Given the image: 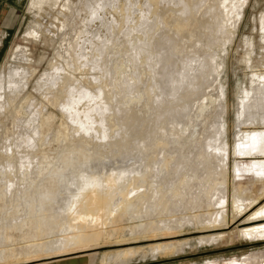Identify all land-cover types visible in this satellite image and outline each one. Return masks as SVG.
Returning <instances> with one entry per match:
<instances>
[{
  "label": "bare ground",
  "instance_id": "1",
  "mask_svg": "<svg viewBox=\"0 0 264 264\" xmlns=\"http://www.w3.org/2000/svg\"><path fill=\"white\" fill-rule=\"evenodd\" d=\"M82 1L86 2L84 7L88 14V22H83V26L76 25L79 6L74 0H29L27 10L49 14L45 11L48 6L51 11L56 12L54 19L59 20L61 24L43 25L35 21L32 26L51 35L62 36L55 53L60 61H55L50 72L44 75L45 78L43 76L44 79L38 82L35 89L51 105L56 106L65 118L61 124L67 130L70 140L67 146L71 150L72 159L78 158V153L74 150L77 143L82 145L92 140L96 141L98 147L96 150L88 149L87 155L89 152H103L104 156L113 153L117 151L118 141L131 135L139 137L136 149L132 150V154L123 155V165L120 167L113 165L110 155L105 156V159L91 161L92 165L79 172L81 175L74 177L69 184L62 185L63 195L55 191L52 196L50 193H44L47 165L45 156H41L43 151L40 148L47 140L44 141L43 137L39 136L52 129L56 116L48 114L37 100L26 98V94L18 96L24 93L22 90L28 86L30 75L25 67L10 64L11 67L6 73H0V124L3 125L2 128L5 125L8 130H3L8 133V138L3 142L6 143L5 147L3 146L6 149L3 161L5 163L0 165V240H4L8 230L22 231L23 239L35 240L58 229L67 231V234L57 240L56 247H62L65 242L92 247L103 237L104 227L115 225L118 219L131 211L150 216L145 228L151 232L135 238H151L148 249L152 254L173 253L179 246L188 245L190 241L189 238L182 237L184 226L189 220L184 216L173 217V212L177 214L187 209L195 210L203 203L211 208H219V212L215 210L208 213L205 219L201 218V226L195 227V233L198 235L196 239L200 243L208 242L217 232L228 229L231 225L241 230V238L247 237L252 241L264 238V200L261 201L264 198V178L254 181L260 184L255 196L232 193V215L228 221L225 218L228 210L221 211L226 208L225 204L228 202V182L225 178L216 176L217 170H213L217 162L225 165L230 154L227 142L229 106L223 89L226 79L221 87L217 84L226 68L221 51L224 52L226 46L232 44L247 0H147L149 11L155 14L156 19L142 23L140 21L124 30L125 36H118L120 24L114 22L112 17L110 27L116 30V37L111 41L96 40L94 37L89 39V25L98 20L99 11L107 6L118 9L129 21L128 9L134 1L128 0L118 4H114L113 0ZM235 3H239L238 8ZM168 13L171 17L166 20ZM227 20L229 27L225 26ZM195 21H199L198 28L201 33L200 38L193 44L197 43L200 50L204 47V52L199 54L198 46L184 42L186 38L181 36L185 38L184 41L182 38L171 39L173 43L171 45L170 42L169 46H172L173 54H168L167 59L165 56L167 61L163 59L165 53L162 58V70L171 77L170 83L177 79L176 76H189L190 80L185 83L183 92L174 95L181 105L169 111V121L163 120L164 114L159 115L161 118L155 117L156 120L148 117L133 121L130 116L133 108L130 105L137 107L142 101L146 105L151 92L160 89L157 82L149 86L146 82L150 79H144L145 76L151 78L159 73L153 68V64L159 62V59L155 62V58H151L149 53L154 45L158 46L160 42L154 45L151 41L142 42L139 40V34L152 36V31H156V37L161 35L163 39L161 33L173 30L175 33L192 37L196 36V32H189L188 28ZM261 29L264 32V20ZM69 34L74 37L67 38ZM28 35L36 36L31 30ZM81 36L87 38L82 41ZM156 40L158 41L157 38ZM166 41L168 43L169 40ZM215 47H220L221 51H215ZM113 49L119 51L118 55H113ZM79 51L83 52L79 54ZM98 52L107 54V57H97ZM26 53L19 47L13 58L15 61L25 62L28 60ZM121 56L123 60H119ZM190 62H194V68L187 71L184 66H180ZM241 62L248 69L251 87L250 91L244 89L243 93L248 95L243 98L238 96L237 104L234 105L239 133L233 153L240 156L247 153L256 154L257 157H250L248 165L236 161L235 166L236 171L254 172L264 177V81L260 79L264 77V67L259 70L255 68L261 62H253L249 52H246ZM108 63L111 64L110 67L107 66ZM159 68L161 69V66ZM94 69L100 71V75L95 73L93 76L95 88H89L76 80V71L86 72ZM116 72H121L124 81L116 84L115 80L111 79L107 84L106 79ZM91 80L87 81L92 84ZM240 89L239 84L237 90ZM120 93L124 99L130 96L129 99L124 101L122 98H116ZM99 94L100 100L97 99ZM210 94L214 99L207 97ZM17 96L21 98L18 99ZM113 98H116L115 102L110 103ZM11 107L14 113L11 119L8 118L9 127L6 125L5 113H11ZM205 107L213 110L207 112ZM189 109L188 117L181 116ZM128 121L133 125L138 123L139 127L130 128L126 125ZM118 127L123 130L126 128L124 138L120 136ZM61 166V162L56 164L57 168ZM46 199L51 200L49 208H45L43 204ZM53 206L55 211H51ZM166 213L167 215H163ZM155 218L159 219L158 223ZM195 224L197 225L193 223ZM27 226L34 228L36 232H24V227ZM213 231L217 232L212 233ZM207 232L211 234H205ZM35 247L41 250L47 245L44 242L35 244ZM135 251L136 249L132 248H122L117 255H132ZM3 255L0 253V258H4ZM243 264H256V261L249 258Z\"/></svg>",
  "mask_w": 264,
  "mask_h": 264
},
{
  "label": "rangeland",
  "instance_id": "2",
  "mask_svg": "<svg viewBox=\"0 0 264 264\" xmlns=\"http://www.w3.org/2000/svg\"><path fill=\"white\" fill-rule=\"evenodd\" d=\"M81 1L82 0H74V3H78L79 6V13L77 16L78 20L76 22V25L83 26V22H86V24L88 22L86 21V18H88V14L86 13V7H84L86 6V2L82 1V3ZM127 1L128 0H113V3L118 4V2L122 3ZM133 1L134 4L128 9V11L130 12L129 16L132 18L131 20V18L129 17V21H127L123 17V14L121 15V13L118 12V9L114 10L112 6H107L106 8H104V10H102L103 8L101 10L99 9L100 11L98 20L92 22L88 27V30H90L91 33L89 34V39L94 37V39H107L108 41H111L114 37H116V33H114L116 32V30H112L110 27V24H112V17L114 19V22L120 24V27L118 29V36H125L124 30L137 25L140 21L142 23V21L145 20L154 21L156 19L155 14L149 11L150 5H148L147 0ZM28 4L29 0H13L11 10H5L4 8L0 9V73L2 71L6 73L11 67L10 64L25 67L29 72L30 82L24 89V91L22 90V92L24 93H20L18 94V96H23L24 94H26V98L30 100H37L46 109V112L48 114H53L56 116L54 125L52 129L49 130L50 133L49 131H46L44 134H42V136L41 134L39 136L43 137L44 141L47 140L44 146L40 148V150L43 151L41 153V156H45L44 161L47 165V169L45 170L47 179L44 181L45 184L43 187V191L46 194L50 193L51 196L53 191L59 193V195H63L62 185L69 184L74 177L81 175L80 173L86 170L88 165H92L91 161L105 159V156L110 155L115 167L122 166L123 155L125 153H131L132 150L136 149V141L139 137L137 135H131L130 137L126 136L124 140L118 141L117 151L109 153L105 156L103 152H89L88 155L86 154L88 152V149L96 150V148L98 147L97 144H95L96 141L92 139H90L92 141L87 144L84 143L82 145H78L77 143L74 147V150L77 151L78 158L76 160L71 158V150L67 146L70 140L67 136V130L65 129L64 125L61 124L65 120V118L62 116V113L56 106L51 105V103L42 95H40L37 89H35L37 88L38 82L42 81L45 78L44 75L47 72H50L52 66L55 64V61H60L56 58L55 53L59 47V44L61 43L62 36L60 34L51 35L45 32V30L43 29L32 26V23L38 21L43 25L55 24L57 26H61V24L59 20H57L59 21L57 22L54 19L56 16L54 14L55 11H51L48 6L45 7V11H48L49 14L43 11L27 10ZM235 7L238 8L239 3H235ZM242 12L243 16L239 23L238 30L234 40L232 41V44H230L229 46L227 45L224 52L221 51L220 47H215V51H221L222 59L226 63V68L224 72L221 73L220 78L218 79L219 82L217 84H220L219 87H221V85H223V80L226 79V84L223 89L227 96V103L229 106V111L227 112V142L230 154L225 165L221 162H217L215 166H213V170H217L216 176L225 178L228 182V202L225 204L226 208L221 209V211L228 210L225 214V218H227L228 221L231 220L232 215V193H242L246 196L254 194L255 196V192L258 188H260V184L255 183L254 181L264 178L261 177V175H256L254 172L247 173L236 171V161H242L243 164L248 165L250 157H257L256 154L249 155L247 153L240 156L234 155L233 153L234 146L236 145L237 134L239 133L236 127V114L234 111V105L237 104L238 96L242 98L244 97V89L250 91L251 87V79L249 73L247 72L248 69L245 67L244 63L241 62V59L246 54V52H249L251 60L253 62H261V64H258L260 67L258 66L255 68L259 70L264 67V32L261 29L262 21L264 20V0H247ZM7 15L9 16V18L8 22L6 23L3 19H5L4 17H7ZM170 17L171 14L168 13V15L165 16V19L169 20ZM145 23H147V21ZM225 26L229 27L228 20L227 22H225ZM198 27L199 21H195L194 24L188 28L189 32H196V36L191 37L187 35L189 39L187 38L186 34L181 35L179 33H175L173 30H166L167 32L164 33L165 35L161 33L164 40L162 39L161 35L156 37V31H152V36L144 33L139 34V40L142 42L151 41L153 45L154 43L159 44L160 42L159 45H162L161 47H159V45L156 46L157 44L154 45V47L152 46L153 48L149 53V55L152 56L151 58H155V62L159 59V62L153 64L154 70L159 73L152 75L153 77L151 76V78L150 76L148 78H146L147 76H145L144 78L146 81L150 79V81L148 80L146 84L149 83V86H152L154 85V83H158L160 89L158 88V90L156 89L151 92L146 105L143 104V101L141 102V104L139 103L137 107H132L134 104L130 105V107L133 108L130 111V116H132L131 119L133 121L139 118L145 119L148 117L155 119V117L159 115L162 116L163 114V120L169 121V119L171 118L169 111L172 108H176L177 106L181 105V102L175 99L174 95L178 94L179 92H183L184 86L190 80L189 76H187L186 78L176 76L177 79L170 83L171 77L167 74V72H163L162 66H164L163 62L165 60V56L167 59L168 54H173V51L171 49L172 46H169L170 42L171 45L173 43V40L171 39L181 40L182 38L183 40L186 38V41L183 40L184 42L193 44L197 41L196 39L200 38L199 33H201V29ZM29 30L33 31L36 36H29ZM171 34L172 36L174 34L175 35L172 37ZM165 36H167L168 39H166L167 37ZM181 36H184L185 38ZM70 37L74 36L69 34L67 38ZM84 38L86 39L87 36H81L82 41L85 40ZM156 38L158 39V41L156 40ZM193 38L195 39V41ZM129 39H131V37H129ZM166 40H169L168 43ZM195 45L198 46L197 48H199L200 50L199 45H197V43H195ZM19 47L23 48L25 50V53L27 52L26 55L28 57V60L25 62L17 60L15 61V59L13 58L15 51ZM87 47L90 50L89 44L87 45ZM201 50L199 54H202L204 52V47H201ZM83 51H79V54H81ZM117 52L119 53L117 49L112 50L113 55H118ZM164 53L166 55H164ZM225 53L226 55H224ZM97 55V57L105 55L107 57V54H102V52H98ZM123 59L124 58L122 56L121 58H119V60ZM195 63L197 64L198 62ZM109 64L110 63H108L107 65L108 67L111 66V64ZM193 64L194 62L183 63V65L180 66H184V70L187 71L189 68H194ZM160 66L161 69L159 68ZM95 73L97 75H100V71L95 69L92 71L88 70L86 72L76 71L74 74L76 80L81 81L82 84H85L89 88L93 89L96 87L95 83H93L95 82L93 80V76ZM108 78L109 79H106L107 84H109L108 82L111 79H114L116 84H118V82L124 81L121 72H116L115 74L110 75ZM88 79H92V84L87 81ZM152 79L155 80L153 83ZM239 84L241 85V89L238 91L237 87ZM118 88L120 89V87ZM220 89L222 88H219V90ZM117 97L122 98L124 101H126L125 99L127 98L128 100V97L130 96H127L124 99L122 93H120L118 96H116V98ZM207 97L214 99L213 95L211 94ZM19 98L21 97H18V99ZM97 99H101L100 94ZM115 99L113 98L112 100H110V103L115 102ZM155 102H157V104H155ZM27 104L30 103L27 102ZM214 104H216V102ZM205 110L209 112L213 109L205 107ZM10 111L11 113H5V115L7 116L5 119L6 125L9 127L10 120L8 118L11 119L12 113H14L12 107ZM189 111L190 109L185 111L181 116H184V118L188 117L190 115ZM27 115L26 117L29 116ZM0 123L2 124V120H0ZM1 124L0 131L2 132H0V165L3 166L5 163H3V161L6 157V153L4 152V150H6L4 149V144L6 145V143L3 142H6V139L8 138V133H5L3 130H6V132H8V130L5 128V125L4 128H2L3 125ZM126 125L132 129L139 127L138 123H135V125H133L129 121L126 123ZM59 130H61L60 133ZM117 130L119 131L120 136L124 138L126 128L123 130L122 128L118 127ZM146 131H148V129ZM4 133L5 135L7 134L6 137ZM58 162L62 163V166L60 168L56 167V164ZM105 162L110 161L105 160ZM263 200L264 198L261 201ZM43 204L46 206L45 208H49L51 206V200L46 199ZM215 210L219 212V208H211L209 205L203 203L199 204L198 208L195 210L187 209L183 212H178L177 214L173 212V217L184 216L189 220L187 225L184 226L185 229L182 237L190 239L188 245L179 246L178 249L173 253L152 254L151 252H149L148 247L152 239H136L135 237H142L145 236L144 234H148L151 232L148 230V228H145L148 225L150 216L148 214H136L129 211L124 217L117 220V225L115 224L112 226H106V228L104 227L103 237H101L96 246L94 245L92 247L83 246L79 243H75V246V244H68V242H65L62 247H56L58 245L57 240L67 234V231L62 232L58 229L51 231L49 234L42 235L41 237L36 238V241L30 238L29 240L23 239L21 237L23 233L22 231L8 230L9 232L5 233L4 240H0V253H3V256H5L4 258H0V264H243L246 263L249 258L255 260L256 264H264V238L253 241L247 237L241 238V230L235 227V225H231L228 229L222 230L220 232L213 231L212 233L217 232V234H215L216 236L212 237L208 242L200 243L198 239H196L198 235H196L195 233V227H200L201 218L205 219L208 213L214 212ZM51 211H55L54 206L51 207ZM163 215H167V213ZM155 220L157 223L159 222L158 218H155ZM193 223H197V225H193ZM24 230V232H36L34 228L28 226L24 227ZM205 234H211V232H207ZM44 242H46L47 245V247H45L44 249L40 250L35 247V244ZM122 248H132L136 249V251L132 255H117V253H119Z\"/></svg>",
  "mask_w": 264,
  "mask_h": 264
},
{
  "label": "crops",
  "instance_id": "3",
  "mask_svg": "<svg viewBox=\"0 0 264 264\" xmlns=\"http://www.w3.org/2000/svg\"><path fill=\"white\" fill-rule=\"evenodd\" d=\"M12 2H13V0H0V9L1 8H4L5 10L6 9L11 10V8H12ZM4 18L5 19H3V20H5V22L7 23L9 16L7 15V17H4Z\"/></svg>",
  "mask_w": 264,
  "mask_h": 264
},
{
  "label": "snow or ice",
  "instance_id": "4",
  "mask_svg": "<svg viewBox=\"0 0 264 264\" xmlns=\"http://www.w3.org/2000/svg\"><path fill=\"white\" fill-rule=\"evenodd\" d=\"M260 79H261L262 81H264V77H260ZM244 95L247 96L248 93H245Z\"/></svg>",
  "mask_w": 264,
  "mask_h": 264
}]
</instances>
